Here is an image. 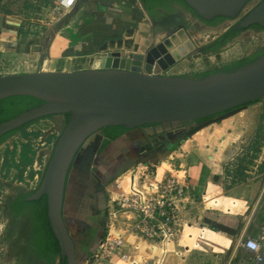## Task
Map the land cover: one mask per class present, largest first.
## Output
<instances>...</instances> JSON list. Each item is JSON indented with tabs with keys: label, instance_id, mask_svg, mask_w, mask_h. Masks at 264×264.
<instances>
[{
	"label": "water",
	"instance_id": "1",
	"mask_svg": "<svg viewBox=\"0 0 264 264\" xmlns=\"http://www.w3.org/2000/svg\"><path fill=\"white\" fill-rule=\"evenodd\" d=\"M178 1L206 22L216 18L235 22L232 26L235 31L254 25L264 27V0L247 12L255 0ZM78 8L75 6L67 19ZM142 9L151 22L143 5ZM165 31H168L167 37L148 49L146 55L115 52L94 59L90 70L0 76V102L13 97H31L41 102L0 124V139L43 119L69 116L38 188L26 199L31 202L46 197L47 218L59 245L62 264H78L63 208L72 165L93 135L116 126L134 130L155 125L194 124L203 118L264 101V54L241 67L202 78L169 76L165 73L170 68L198 52L199 47L186 28L177 29L173 25Z\"/></svg>",
	"mask_w": 264,
	"mask_h": 264
},
{
	"label": "crops",
	"instance_id": "2",
	"mask_svg": "<svg viewBox=\"0 0 264 264\" xmlns=\"http://www.w3.org/2000/svg\"><path fill=\"white\" fill-rule=\"evenodd\" d=\"M131 2L134 3V0H79L76 5L79 7L78 12L86 10L89 14H96L97 24L95 27L87 29L88 35L83 38L84 32L79 34L74 30L71 33V27H68L70 31L68 28L60 30V33L54 36L50 44V58L54 59V62L50 60L38 61L34 70L30 72L88 70L71 69L76 63L70 60L62 64L64 69H55L54 67L51 69L52 65L50 64L52 62L54 65H61L62 61L60 60L64 58H75L83 52L94 49L91 45L94 30L100 25L106 26L105 28H108L109 31L111 29L108 27L109 25H105V18H120L117 20V29L119 26L127 24L125 17L130 18V16L126 13L131 16L136 14L134 10L125 7V3L130 4ZM135 5L143 11L147 18L142 9L141 0H137ZM174 7L176 12L183 13V9ZM103 17L105 18L103 19ZM129 22L130 20H128V24ZM102 30L104 28L100 31ZM64 31L69 32V39L60 37ZM106 34H110V32ZM70 36H72L73 42L76 41L75 43H70ZM96 36H99L100 39L104 37V34L98 32ZM77 39L81 40L77 41ZM8 43L12 45V41L9 40L6 44ZM70 45L72 48L66 51ZM19 46V44L13 45L17 50H20ZM24 48L26 49L27 46ZM25 49L21 48L22 51ZM40 64L44 65L43 70L39 68ZM67 65L70 68L65 69ZM60 67L62 68V66ZM15 74L19 73L10 72L1 76ZM139 130L140 128L128 130L121 137L110 142L104 149L102 147L106 137L101 132L93 135L85 143L72 165L66 185L63 216L76 246L78 264L98 250L108 231L106 187L118 176L133 169L138 163H157L158 160H162V156L167 150L169 152L173 147L172 143L168 142V145H165L161 151L163 154H160L161 147H156L159 144L156 139L164 136L158 135L157 138L148 140L142 136ZM263 131L264 101H261L221 122L206 126L190 138L184 139L178 151L181 153V157H179L181 161H183L182 157L186 156V164L183 163L184 161L179 164H182L186 169L191 189L188 192L190 200L184 213L185 225L180 240L178 243L173 242L162 247L151 246L138 239L127 237L124 248L130 255L129 261L124 263L118 256H114L108 263L101 264H238L245 259L246 252L239 247V243L246 240V237L256 238L259 228L264 225V209L258 208V199L264 188V146H260L262 152L257 155L256 152V156L252 158L250 168L256 172L246 171L249 175L251 174V177L247 178V182L236 184L226 192L219 190L218 186H222V173L224 171L232 173L230 169L235 168L241 160V147L251 145L250 141L259 138L260 135L264 136ZM154 143L156 146L153 145ZM261 143L264 145V140ZM152 146L158 150H154ZM148 147H151L152 152L148 150ZM177 149L168 154L177 152ZM181 150H183V154ZM146 156L149 159H144ZM92 168L95 173L94 179L89 178ZM258 178L260 179L258 180ZM101 190L105 194L103 209L90 205L94 199H99L96 195ZM104 216H107L108 221L106 231L103 233V227L96 222V218H104ZM218 225L225 226L232 232L219 231ZM217 243L219 246L215 247ZM209 246H212V250L208 249ZM151 247H155L154 250L152 249L153 255L149 254L152 257L145 255L146 248L151 249Z\"/></svg>",
	"mask_w": 264,
	"mask_h": 264
},
{
	"label": "rangeland",
	"instance_id": "3",
	"mask_svg": "<svg viewBox=\"0 0 264 264\" xmlns=\"http://www.w3.org/2000/svg\"><path fill=\"white\" fill-rule=\"evenodd\" d=\"M261 0H255L252 5L254 8ZM60 0H0V76L4 73L16 72L19 74L32 73L30 71L34 70L37 62L53 61L50 58V44L54 39V36L60 33V30L65 28H72L71 33H83L87 37V29H92L97 24L96 14H89L86 10H81L76 12L70 19L67 17L70 15L71 11L69 10H59L57 5ZM137 0H134V3L126 4L125 7L134 10L136 14L132 16L128 13L129 17H125L127 24L117 26L116 17L105 18V25H109L110 31L106 26L100 25L97 29L94 30L93 40L91 41L92 50L81 53L78 57L75 58H64L61 65H54L55 69H64L62 65L64 62L70 60L75 62L71 69H88L92 67L93 60L103 56H110L112 53H137L146 55V51L154 46V44L160 43L161 39L167 37L168 31H159L155 29L151 22L144 16V13L141 9L136 7ZM251 8V9H252ZM129 18V19H128ZM90 19V20H89ZM184 19V21H183ZM116 20V21H115ZM128 20H130L128 24ZM115 21V22H114ZM187 31L191 34V38L194 39V43L198 48V52L192 53L190 56L184 58L182 61L170 68L165 75L169 76H186L191 78H202L200 75L216 70L215 65H220V69L224 64H230L241 59H246L262 51L264 48V31L259 32L258 30L250 29L247 31L241 32L236 38H234L229 44H227L219 53H207L204 51L205 44L211 43L213 40L217 39L228 31L235 22L227 20L221 22L216 27H207L200 23L198 18H195L192 14H187L183 12L182 19H180ZM114 22L113 24H111ZM68 28V31L70 29ZM100 31L101 29H103ZM193 28H201L203 30H212L214 34H208L204 37L202 35H195ZM86 31V32H85ZM220 31V33L218 32ZM98 32H103L104 37L99 39ZM110 34H106L109 33ZM196 32V31H195ZM77 34V35H79ZM69 32H63V38H68ZM110 35V36H108ZM201 36V37H200ZM81 37V36H80ZM81 38V39H82ZM72 36H70V43L73 42ZM81 39H77L81 40ZM12 41V45L7 43V41ZM97 41V42H94ZM94 42V43H93ZM97 43V44H96ZM4 44V45H3ZM19 44L20 50H17L13 45ZM12 46V47H11ZM27 48L25 49L24 47ZM25 49L24 51L21 50ZM72 46L68 47L70 50ZM48 63V62H47ZM72 63V62H71ZM48 65V64H46ZM213 65V66H212ZM49 66V65H48ZM62 66V68L60 67ZM65 69H68L70 67ZM90 68V69H89ZM218 69V70H220ZM63 119L50 117L48 119H43L35 122L34 124L28 126L27 128L16 133L9 139V145L12 147L7 149L8 144H5L0 147V153L5 155L12 152V169L8 171L10 175L8 177L1 178L3 182L1 189V207L4 206L5 199L7 194L12 192V196L16 195L20 191L22 192H31L37 188L41 182L43 176V159L51 151L52 143L57 136V132L62 130L65 126V123H62ZM195 127V124H184V125H167V126H146L140 128L142 136L146 139H152L158 137L157 131L167 128L168 131H164L163 134H160L164 137L157 138L159 144L156 147H161V151L168 145V142L172 143V148L169 152L177 149V152L168 154V150L162 160L159 161H168L169 156L174 159V163L186 164V156L182 157L179 153L180 145L184 142V134L187 131ZM264 133V131H263ZM264 140V136L260 135L259 138H254L250 141L251 145L242 146L240 150V155H242L241 160H239L236 167L232 170V173L224 171L222 173V186L219 190L226 192L230 187H234L236 184H241L247 182V178L251 177V174L246 173V171L254 172L250 168L252 163V158L258 153H261L260 146H264L261 141ZM156 141V142H157ZM152 142V141H151ZM150 142V143H151ZM247 145V143H245ZM153 147L154 150H158ZM183 154V150H181ZM257 152V153H256ZM24 153L26 154L24 156ZM159 153V152H158ZM158 153L156 157L158 156ZM256 153V155H255ZM163 154V153H162ZM169 155V156H168ZM27 156V157H26ZM144 159H149L144 157ZM142 158V161L144 160ZM188 162V161H187ZM143 163V162H141ZM136 165L134 168L137 169L143 164ZM4 168H7L6 165ZM229 168V166H226ZM94 169L92 168L89 178L94 179ZM3 172L0 171V173ZM256 172V171H255ZM82 173V172H81ZM84 174V173H82ZM80 174V177H82ZM12 176V179L10 178ZM231 176V178H228ZM260 178H258L259 180ZM264 179V178H263ZM7 180V182H6ZM4 186V187H3ZM9 195V194H8ZM105 194L101 190L97 192L96 197H99L98 200H93L91 206H98L104 208ZM107 217V216H106ZM96 218V222L100 223L103 227V233L106 231L107 219ZM8 229V221L6 217L3 216V209L0 208V264H23L22 260L25 254L26 240L22 235H12V241L10 239H5L6 231ZM219 246L217 243L215 247ZM212 246L208 247L209 250ZM155 247L146 248L145 255L152 257L153 250ZM147 253V254H146ZM152 254V255H149ZM59 259L54 264H58ZM30 264V263H25Z\"/></svg>",
	"mask_w": 264,
	"mask_h": 264
},
{
	"label": "built area",
	"instance_id": "4",
	"mask_svg": "<svg viewBox=\"0 0 264 264\" xmlns=\"http://www.w3.org/2000/svg\"><path fill=\"white\" fill-rule=\"evenodd\" d=\"M78 1L60 0L57 8L71 11ZM215 66L216 70L221 67ZM39 68L43 70L44 65L40 64ZM61 131L57 132L51 151L42 161L43 173ZM170 156L168 161L142 163L106 187L108 231L98 250L80 264L108 263L114 256L127 263L130 259L124 248L127 237L151 246L166 247L178 243L185 225L184 213L190 200L191 185L185 167L175 164ZM258 208L264 209V188L258 199ZM239 247L247 257L238 264H264V225L259 228L256 238L246 237Z\"/></svg>",
	"mask_w": 264,
	"mask_h": 264
},
{
	"label": "trees",
	"instance_id": "5",
	"mask_svg": "<svg viewBox=\"0 0 264 264\" xmlns=\"http://www.w3.org/2000/svg\"><path fill=\"white\" fill-rule=\"evenodd\" d=\"M141 3L144 7V9L149 13L150 17L155 19L160 16V13L158 12L159 9L166 10L169 13L175 12V8L173 7V4H179L185 8V10L191 12L194 14V12L182 1L178 0H141ZM228 19L224 18H216L213 21L206 22L209 24V26L216 27L221 22L227 21ZM259 30V32L264 31V27L256 26ZM252 28V27H250ZM247 30V29H246ZM242 31L240 30H233V27H231L228 31H226L223 35H221L219 38H217L212 43L208 44L204 47V51L207 53H219L227 44H229L234 38H236ZM264 54V48L262 51H259L257 53H254L250 57L246 59H241L236 62L224 65L220 70H213L208 71L203 74H201V77H204L208 74L216 73L218 71H228L236 67H241L245 64L253 62L256 58ZM261 100L243 105L241 107L229 110L227 112L203 118L200 120H197L194 124L195 127L190 129L189 131L184 134V139H188L191 136H193L195 133L200 131L201 129L205 128L206 126H209L213 123L221 122L223 119L246 109L247 107L260 103ZM41 102L35 98L31 97H13L9 99H5L0 102V124L5 123L19 114L26 112L36 106H38ZM69 120V116H66V123ZM65 123V124H66ZM34 123H31L21 129L14 130L12 132H9L5 134L0 139V144L4 142L9 136H13L16 133L20 132L21 130L27 128L28 126L32 125ZM128 132L127 129H125L122 126H116V127H108L101 131V133L106 137V140L104 142V145L102 149H104L108 144L112 141H115L119 137H121L123 134ZM26 154L24 153V156ZM27 157V156H26ZM28 196H21L20 199L12 204V207L16 211V214H19L23 209L29 208L31 210L34 224H35V240L37 242L38 249L40 250V254L44 256L50 263H53L57 257H60V249L59 245L54 237V235L51 232L48 218H47V202L46 197L43 198L42 201H31L27 202L25 198ZM217 229L219 231H223L225 233H231L232 230L225 227V226H217ZM66 264V263H64Z\"/></svg>",
	"mask_w": 264,
	"mask_h": 264
},
{
	"label": "flooded vegetation",
	"instance_id": "6",
	"mask_svg": "<svg viewBox=\"0 0 264 264\" xmlns=\"http://www.w3.org/2000/svg\"><path fill=\"white\" fill-rule=\"evenodd\" d=\"M174 6H177L181 9H183L184 10L183 12H185L187 14L194 15L193 13L185 10V8L179 4H173V7ZM158 12L160 13V16L158 18H155V19L151 18V24L153 25V27L155 29L157 28V30L159 29V31H165L173 25H175V27H177V29H182V28L185 29V27L183 25L179 24V23H182V21H180V19H182L183 13L178 12V11L177 12L175 11L173 13H169L168 11L162 10V9H159ZM194 17L198 18V20L200 21L201 24L209 27V24L204 22L198 16L194 15ZM177 20L179 23L176 24ZM183 21H184V19H183ZM256 26L257 25H254V26H252V28H249L247 30H250V29L258 30V28ZM210 27H212V26H210ZM193 30H194L193 33H195V31L203 30V29L193 28ZM247 30H244V31H247ZM61 119H63L62 123H66V116H62ZM164 131H168V129L167 128H165V130L161 129V131H157V133H159L158 135H160V134H163ZM11 137L12 136H9L4 142H2L0 144V147L5 145V144H8L7 149L11 148V151H12V147H10L9 142H8ZM148 150H150V152H152L151 147H148ZM11 151H10V153L6 154V156L2 155L0 153V171H2V169H3V172L0 173V188L2 187L3 182H4L1 180V178L8 177L10 175V173H8V171H10L12 169L10 167V166H12V152ZM5 165L7 168H4ZM10 178L12 179V176ZM6 182H7V180H6ZM37 188H35L33 191H35ZM33 191H31V192L20 191L19 193H17L16 195H13V196H12V192L8 193L9 195L7 194V198L5 199L4 206L3 207L0 206V208L3 209L4 218L6 217V220L8 221V229L6 231V236L3 240L10 239L12 241V235H15V234L24 236V239L26 240L27 245H26L25 254H24V257L22 260L23 264H25V263L54 264L57 261V259H59L58 264H62L60 257H57L53 263H50L44 256H42V254H40V250L38 249V246L35 245V244H37V242L35 240V224H34V220H33L31 210L29 208H25L19 214H16V211L12 207V204L17 202L21 196L25 195V196L29 197L32 195ZM0 193H1V189H0ZM28 197H26L25 200ZM1 198L2 197L0 195V199ZM43 198H41V200H39V201H42ZM0 205H1V203H0Z\"/></svg>",
	"mask_w": 264,
	"mask_h": 264
},
{
	"label": "bare ground",
	"instance_id": "7",
	"mask_svg": "<svg viewBox=\"0 0 264 264\" xmlns=\"http://www.w3.org/2000/svg\"><path fill=\"white\" fill-rule=\"evenodd\" d=\"M251 8H252V6H249V7L245 10V12L249 11ZM218 32L220 33V31H218ZM208 34H214V33H213L212 30H197V31L195 32V35H196V36H197V35H202V36L204 37L205 35H208ZM200 37H201V36H200Z\"/></svg>",
	"mask_w": 264,
	"mask_h": 264
}]
</instances>
